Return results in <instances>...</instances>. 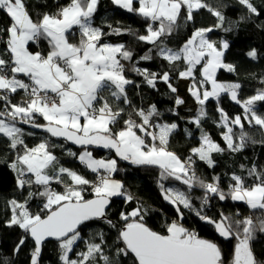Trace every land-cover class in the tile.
Here are the masks:
<instances>
[{"label": "snow or ice", "instance_id": "snow-or-ice-1", "mask_svg": "<svg viewBox=\"0 0 264 264\" xmlns=\"http://www.w3.org/2000/svg\"><path fill=\"white\" fill-rule=\"evenodd\" d=\"M237 2L246 10L241 19L259 18L264 13V5L258 7L254 0ZM112 3L146 21L145 34L112 24L107 25V32L94 26L99 0H67L64 4L56 0L54 11L36 13L35 19L27 0H0V14L9 20L0 27V139L7 141L6 147L13 154V159L0 158V162L16 173V188L21 193L20 199L7 201L5 226L22 230L12 257L0 256V264H15L13 257L29 240L33 244L30 264H41L43 249L50 240L57 242L60 264H264V256L253 247L257 235L264 234V169L255 164L247 169V177L254 178L252 183L232 173L226 190L219 176L206 180L197 171L198 162L215 167L214 153L240 152L249 143H257L245 130L246 124L264 134V113L255 107L257 102H264V90L242 100L239 83L217 79L221 69L236 71L224 60L229 43H217L209 35L224 28L222 5L214 6L208 0ZM201 10L215 17L217 23L195 28L178 48L169 47L167 40L181 27V20L194 23ZM74 27L79 32L78 43L70 42ZM123 34L152 47L134 60V50L125 44L102 42L105 36ZM42 41L47 43V52L31 50ZM153 52L171 68L183 62L178 77L191 81L188 91L200 106L195 118L188 121L200 130L199 146L191 148L184 159L168 147L180 125L163 122L155 104L147 109L132 106L128 95L126 86L134 81L125 74V62L149 87L156 89L157 83L163 82L172 93L177 92L170 71L161 73L138 66L140 61H152ZM247 55L253 60L258 57L255 49ZM18 93L22 95L14 103ZM222 94L241 106V115L230 117L219 107ZM210 99L217 103V126L223 129L224 147L204 129L203 121L208 119L205 105ZM184 103L182 98H175V106ZM169 111L179 116L178 111ZM21 125L80 147L79 153L68 149L67 155L94 178L60 164L53 150L63 145L45 138L29 147L25 137L35 133L25 132ZM185 132L192 135L187 129ZM93 148L112 150L132 165L158 167L161 197L173 207L177 218L166 222L163 231L154 230L145 219L149 209L139 201L112 217L113 198H123L127 204L135 198L113 178L119 170L117 159L95 158ZM169 179L182 183L186 190L166 187L163 181ZM53 184L63 185V191L55 190ZM196 189L202 190V195L195 197L200 201L198 206L191 195ZM36 198L41 199V206L33 211L29 202ZM213 199L243 203L253 214L245 216L237 210L209 215L205 209ZM185 210L210 225L216 238H204L186 227L182 223ZM90 221H100L115 231L111 247L104 231L85 240L82 226ZM82 243L84 250H78ZM226 243L231 247L225 248Z\"/></svg>", "mask_w": 264, "mask_h": 264}, {"label": "trees", "instance_id": "trees-1", "mask_svg": "<svg viewBox=\"0 0 264 264\" xmlns=\"http://www.w3.org/2000/svg\"><path fill=\"white\" fill-rule=\"evenodd\" d=\"M27 2L34 19L36 18V13L55 10L56 0H27ZM208 2L214 6L222 5L220 10L225 16L224 28H217L209 35L217 43L222 40H226L229 43V48L225 52L224 60L226 63L233 64L236 68L234 73L227 72L223 69L219 70L217 79L221 82L239 83L241 85V88L238 90L239 97L242 100L247 99L256 94L257 91L264 90V83L261 82L264 81V13H262L259 18L241 19L246 15V10L239 5L237 0H208ZM254 2L258 7L264 5V0H254ZM58 3H67V0H58ZM8 23V18L0 14V27L6 26ZM93 23L94 26L101 27L105 32L109 31L107 25L112 24L114 27L120 26L122 28H130L137 34H145L146 21L135 13H129L124 9L118 8L112 3V0H99L96 13L93 17ZM216 23L215 17L207 11L201 10V12L195 16L194 23H184L183 20H181V27L168 38V46L178 48L188 36H190L195 28L208 27ZM224 29L229 30L226 31ZM72 31L74 35L70 37V42L78 43L79 32L75 27ZM102 42L125 44L134 50V60L147 53L149 48L152 47L144 42L137 41L135 36L128 34L108 35L103 37ZM2 47L3 45L0 44V48ZM253 49L258 53V57L255 60L247 55V53ZM31 50L47 52L48 46L46 42L42 41L39 46H32ZM152 55L154 56L152 61H140L138 66L161 73L163 71H170L171 83L177 88V92L172 93L163 82H158L156 89L149 87L141 76L130 71L131 65L125 62V74L129 79L134 81L133 84L126 86L128 95L132 102V106L147 109L155 104L162 113L161 119L163 122H176L180 125V129L174 132L170 137L168 147L171 151L184 159L191 154V148L199 146L200 130L193 124L188 123V121L195 118L200 107L192 96H185V103L183 105L177 107L174 104L175 98L178 96L181 82V79L178 77V72L184 68L183 62H178L175 68H171L167 61L156 58L154 52ZM136 85H139V87ZM21 95L22 93H18L13 102H17ZM122 106L126 109L130 107L128 105ZM219 107H222L230 117L242 114L241 106L232 101L227 94L221 95ZM255 107L258 113H264V102H257ZM205 108L208 113V119L203 121L204 129L211 134L213 139H216L221 146L224 147L225 145L220 135L223 129L217 126L219 120V113L216 110L217 103L210 99L205 105ZM170 109L178 111L179 116L174 115L173 111H169ZM38 122H42V120ZM24 129L25 132H32L27 128ZM185 129L190 131L192 135L188 136ZM245 130L249 132L257 143H249L245 150L240 152L225 150L223 153H214L213 159L215 160V167L209 168L203 162H198V175L206 180H211L213 176H219L221 178V187H225L226 184L230 182L229 177L232 173L242 175L246 178L248 183H252L254 178L247 177V169L253 164H255L257 168L264 169V143H260V141L264 140V134H262L258 127L250 128L247 124L245 125ZM45 138H48L51 143L63 145L53 150L54 154L59 158L61 165L77 170L89 179L94 178L93 173L86 170L77 160L67 155L68 149H72L79 153L81 151L80 148L68 142L49 137L46 134L35 133L33 136L25 137L29 147L36 145ZM6 145L7 141L5 139H0V158L11 160L13 159V154L7 149ZM91 150L95 158L117 159L119 170L114 174V177L122 181L125 189L135 198L131 204L125 203L123 198H113L112 217H115L119 211L130 210L134 204L139 201L149 209L145 219L147 224L154 230L163 231L166 222L177 218L173 207L161 197L159 188V183L161 182L159 178L160 169L158 167L132 165L127 161L120 160L114 153L105 152L101 148H93ZM241 165H244V167L241 168ZM163 183L166 187L186 190L182 183L172 179L163 181ZM52 186L57 191H63V185L53 184ZM31 190L35 191V188ZM191 195L194 197V203L198 206L200 201L195 199V197L202 195V190L196 189ZM88 196L90 198V195ZM12 198H21V193L17 191L16 188V173L8 167L7 163L0 162V256L5 257H12V250L19 242L22 235V230L18 227L9 228L5 226V221L9 216L6 210V204L7 201ZM29 204L33 211H38L41 206V199L36 198L30 201ZM237 210H239L241 215L246 216L253 214L243 203H234L230 201L221 202L216 199H213L211 206L205 209V211L212 216H216L220 211L233 214ZM256 215H259V212H257ZM182 223L186 227L198 231L204 238H216L214 229L210 225L200 221L187 210H185V217ZM82 227L84 228L82 235L85 239H88L89 236H94L100 231H104L108 238L109 246H112V241L115 238V231L108 229L106 224L98 221H91ZM32 247L33 244L31 240L27 241L19 255L13 257L15 264H30L29 253ZM224 247L230 248L231 245L226 243ZM253 247L258 255L264 256V234L257 235V238L253 241ZM79 249L84 250L83 243L80 245ZM58 256L57 243H46L43 249L41 264H60Z\"/></svg>", "mask_w": 264, "mask_h": 264}, {"label": "rangeland", "instance_id": "rangeland-1", "mask_svg": "<svg viewBox=\"0 0 264 264\" xmlns=\"http://www.w3.org/2000/svg\"><path fill=\"white\" fill-rule=\"evenodd\" d=\"M190 83L191 81L189 79H181V82H180V88L178 90V97L182 98L184 100L185 96H191L189 91H188V88L190 86ZM209 89H210V85H208ZM194 99V98H193ZM198 105V104H197ZM199 106V105H198ZM200 107V106H199ZM215 141H217L216 139H214ZM218 142V141H217ZM103 159V158H101ZM87 240V239H85ZM85 247V246H84ZM79 250H82V249H79Z\"/></svg>", "mask_w": 264, "mask_h": 264}, {"label": "water", "instance_id": "water-1", "mask_svg": "<svg viewBox=\"0 0 264 264\" xmlns=\"http://www.w3.org/2000/svg\"><path fill=\"white\" fill-rule=\"evenodd\" d=\"M21 127H24V128H27V129H29L30 131H32V132H35V133H39V134H46V135H48L49 136V134H47L46 132H43L42 130H40V129H36V128H31L30 126H27V125H21ZM53 138V137H52ZM56 139V138H55ZM57 140H60V139H57ZM60 141H62V140H60ZM65 142H67V141H65ZM68 143H70V142H68ZM71 144V143H70ZM73 145V144H72ZM73 146H75V147H77V148H80V147H78V146H76V145H73ZM102 149V148H101ZM105 152H109V153H114V151H112V150H108V149H103ZM115 154V153H114ZM91 222V221H90ZM98 222H100V221H98ZM89 223V222H88ZM49 242H56V241H54V240H50V241H48V242H46V243H49ZM57 243V242H56ZM42 254H43V252H42ZM41 258H42V255H41Z\"/></svg>", "mask_w": 264, "mask_h": 264}, {"label": "built area", "instance_id": "built-area-1", "mask_svg": "<svg viewBox=\"0 0 264 264\" xmlns=\"http://www.w3.org/2000/svg\"><path fill=\"white\" fill-rule=\"evenodd\" d=\"M114 179H116L115 177H113ZM118 180V179H117ZM122 182V181H121ZM86 195H90V193H86Z\"/></svg>", "mask_w": 264, "mask_h": 264}, {"label": "crops", "instance_id": "crops-1", "mask_svg": "<svg viewBox=\"0 0 264 264\" xmlns=\"http://www.w3.org/2000/svg\"><path fill=\"white\" fill-rule=\"evenodd\" d=\"M23 79L27 80V78H26V77H24Z\"/></svg>", "mask_w": 264, "mask_h": 264}]
</instances>
